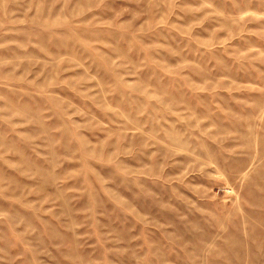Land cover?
<instances>
[{"label":"rangeland","instance_id":"rangeland-1","mask_svg":"<svg viewBox=\"0 0 264 264\" xmlns=\"http://www.w3.org/2000/svg\"><path fill=\"white\" fill-rule=\"evenodd\" d=\"M0 264H264V0H0Z\"/></svg>","mask_w":264,"mask_h":264}]
</instances>
